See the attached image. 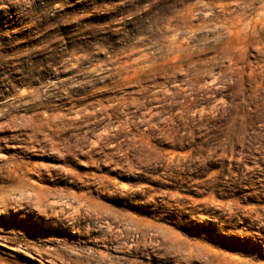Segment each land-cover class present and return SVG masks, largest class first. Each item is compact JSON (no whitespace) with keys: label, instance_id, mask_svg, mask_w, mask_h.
Masks as SVG:
<instances>
[{"label":"rangeland","instance_id":"1","mask_svg":"<svg viewBox=\"0 0 264 264\" xmlns=\"http://www.w3.org/2000/svg\"><path fill=\"white\" fill-rule=\"evenodd\" d=\"M263 173L264 0H0V264H264Z\"/></svg>","mask_w":264,"mask_h":264},{"label":"trees","instance_id":"2","mask_svg":"<svg viewBox=\"0 0 264 264\" xmlns=\"http://www.w3.org/2000/svg\"><path fill=\"white\" fill-rule=\"evenodd\" d=\"M262 174V173H261ZM263 175H264V173H263ZM260 179H263V181H264V178L262 177V178H260ZM239 181H240V183H243V184H245L246 186H249L250 187V182L252 181V179L249 177V178H247L246 176L245 177H243V179H239ZM258 181V180H257ZM258 183H259V185H264V184H262L260 181H258ZM256 188H258V186H255ZM206 188V187H205ZM208 189V188H207ZM211 190V189H210ZM239 191L240 192V189H233V191H231V192H226V191H223V195H226L227 197L226 198H228V199H232V200H236V197L238 198V196L240 197V198H242L241 197V195H237L238 193H235L236 191ZM211 192H213L215 195H219V196H221L222 194H221V191H220V189L219 188H217V187H215L214 189H212V191ZM207 194V193H206ZM236 196V197H235ZM261 200H264V197H262V199Z\"/></svg>","mask_w":264,"mask_h":264},{"label":"bare ground","instance_id":"3","mask_svg":"<svg viewBox=\"0 0 264 264\" xmlns=\"http://www.w3.org/2000/svg\"><path fill=\"white\" fill-rule=\"evenodd\" d=\"M52 203H53V202H52ZM69 204H70V203H69ZM69 204H68V205H69ZM73 209H75V207H73ZM76 209H77V208H76ZM76 212H77V211H76ZM76 212L74 211V213H76Z\"/></svg>","mask_w":264,"mask_h":264}]
</instances>
